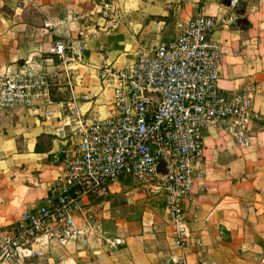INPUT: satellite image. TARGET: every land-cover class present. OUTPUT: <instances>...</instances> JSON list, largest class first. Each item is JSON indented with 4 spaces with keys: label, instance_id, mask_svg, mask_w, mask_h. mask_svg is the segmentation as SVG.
<instances>
[{
    "label": "crops",
    "instance_id": "0c3cea01",
    "mask_svg": "<svg viewBox=\"0 0 264 264\" xmlns=\"http://www.w3.org/2000/svg\"><path fill=\"white\" fill-rule=\"evenodd\" d=\"M227 1L124 0V31L152 46L174 34L178 18L198 11L225 13ZM81 2L0 0V75L14 71L25 58L45 54ZM69 7L74 13H68ZM234 11L236 21L213 33L222 45L217 83L227 93L249 92L256 115L247 146L225 127L204 130L205 175L196 180L192 200L184 203L190 220L188 244L174 243L164 195L144 202L130 194L125 214L108 207L109 197L89 202L87 214L75 216L76 232L44 236L33 245L42 255H16L8 264H264V0H239ZM122 41L104 27L86 38L77 63L84 73H79L76 89L83 93L80 104L88 119L111 108L110 89L97 84L93 65L104 60L119 64L140 50L117 56ZM60 67L46 64L48 78L57 86L51 103L0 110V224L16 221L43 201L57 172L54 158H62L70 142L55 134L56 116L63 112L58 101L69 96ZM44 108L53 110L51 118L43 115ZM111 186L108 195L118 190L116 182ZM116 236L122 242L112 246L109 240Z\"/></svg>",
    "mask_w": 264,
    "mask_h": 264
},
{
    "label": "built area",
    "instance_id": "2783aa9c",
    "mask_svg": "<svg viewBox=\"0 0 264 264\" xmlns=\"http://www.w3.org/2000/svg\"><path fill=\"white\" fill-rule=\"evenodd\" d=\"M238 1L228 0L222 14L198 11L178 18L173 35L122 63L94 64L97 84L111 92L109 113L100 117H85L83 93L76 89L79 73H84L77 63L85 37L77 41L56 37L45 54L25 58L14 71L0 75V110L38 109L52 102L50 86L56 83L49 80L46 64L59 63L69 96L58 101L63 112L56 116L55 134L70 140L63 157L54 158L57 172L43 201L16 221L0 224V264L16 255H42L33 245L44 236L76 232L75 216L87 214L92 196L112 193L111 185L120 176L147 182L151 192L163 193L174 243L188 244L190 220L184 203L192 200L196 180L205 175L204 130L225 127L236 142L247 146L256 115L249 92L227 93L217 83L222 45L213 33L236 21ZM113 9V5L104 9L109 16L105 27L117 25ZM42 112L53 116L51 109ZM109 242L116 246L122 239L116 236Z\"/></svg>",
    "mask_w": 264,
    "mask_h": 264
},
{
    "label": "rangeland",
    "instance_id": "374dc122",
    "mask_svg": "<svg viewBox=\"0 0 264 264\" xmlns=\"http://www.w3.org/2000/svg\"><path fill=\"white\" fill-rule=\"evenodd\" d=\"M123 3L124 0H82L80 4L81 6L78 7L75 13L73 9L71 10V7H69L68 13L74 14L71 15L70 21L66 23V25L64 24L66 30L56 37H63L68 40L77 41L81 37L87 38L88 34L94 32V29H102V27H104L122 36L123 41L117 44L119 49L117 56L121 52H126L131 48V50L135 49L137 51L144 47H150L151 45L145 44L142 39L133 40L132 36L125 33L124 21L121 14L124 5ZM108 5H113L114 7L112 17L117 22V25L114 28L105 27L109 16L104 13V9H106ZM125 35L128 38L125 39ZM138 37L140 38V36ZM89 74H92V71H89ZM91 78H93V76H91ZM115 182L118 184V190L109 195V199H111L108 207L112 210L117 208L119 214L126 213L130 194H135L137 197H143L144 202L150 196L153 197L158 194L163 195V193L151 192L147 182H136L128 176H121L118 180H115Z\"/></svg>",
    "mask_w": 264,
    "mask_h": 264
},
{
    "label": "trees",
    "instance_id": "16d2710c",
    "mask_svg": "<svg viewBox=\"0 0 264 264\" xmlns=\"http://www.w3.org/2000/svg\"><path fill=\"white\" fill-rule=\"evenodd\" d=\"M57 88V86H55L54 84L53 85H51L50 86V92H51V96L52 97H56L55 96V92H56V89ZM121 177V176H120ZM107 197H109V195H107V196H105V197H97V196H92V198H91V200H90V203L92 202H96V201H98V200H101V199H104V198H107Z\"/></svg>",
    "mask_w": 264,
    "mask_h": 264
}]
</instances>
